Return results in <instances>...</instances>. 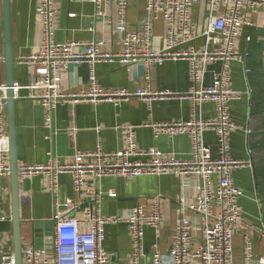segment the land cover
I'll return each mask as SVG.
<instances>
[{"label":"crops","instance_id":"obj_1","mask_svg":"<svg viewBox=\"0 0 264 264\" xmlns=\"http://www.w3.org/2000/svg\"><path fill=\"white\" fill-rule=\"evenodd\" d=\"M38 0H10V35L13 56L14 121L16 156L18 165H42L49 156L69 163L77 151L93 150L97 143L104 151H116L126 145V129H134L139 149L157 148L179 158L189 156L191 140L187 134L153 136L147 124L172 120H189L191 104L187 93L191 87L189 62L186 59H166L161 64L144 67L141 62L122 65L99 62L95 72L99 83L105 88H124L130 96L117 101H61L52 110L50 128L45 127L44 111L38 100L30 96V80L34 77L36 54L42 41V29L36 13ZM231 3L221 4L217 13H224ZM245 21L232 40L236 58L228 63L230 87L237 98L228 105L230 118L239 128L230 134V154L244 165L233 171L235 185L243 195L239 205L243 218L232 239L233 264H244L243 246L249 239L254 258L264 256V73L261 67L263 50L264 5L250 10L242 3ZM53 37L58 42H89L102 40L101 49L108 53L121 50V32L137 29L146 17L144 0H131L127 7L126 22L119 26L116 7H105L104 18L95 17V7L88 0H55ZM190 20L195 32L191 43L198 48L219 50L226 42L219 34L205 31L209 22V6L205 0L190 7ZM249 37V40L246 38ZM218 38V40H217ZM164 22L157 18L153 24L152 45L164 44ZM244 53H248L243 57ZM0 85L5 83L6 71L3 61V15L0 0ZM223 66L221 60L209 63L204 74V84L211 82L213 72ZM145 68V70H144ZM247 69V70H246ZM145 71V73H144ZM89 67L85 63L69 64L61 69V91L64 94L87 88ZM148 90L152 97L140 98L136 89ZM1 94V93H0ZM212 102L202 105L199 117L215 118ZM7 118V111H6ZM6 118L3 120L6 125ZM250 129V132L246 130ZM203 141L217 154L216 136L212 130L203 134ZM248 150H251L249 153ZM195 179L183 189L178 177L172 174L141 175L135 178L104 176L99 179L87 177L79 192H74L69 171L59 173L51 187L48 176L40 173L29 178H19L20 241L21 252L28 245L52 248V216L55 202L59 207L65 201L76 207L69 213L81 229H87L84 211L90 206L98 208L102 216H126L133 207L141 205L152 209L158 198L162 223L159 229L146 228L143 237L144 256L141 264H150V257L158 249L164 264L170 262L171 235L179 216L177 198L184 191L193 193ZM111 191V193H109ZM216 212L217 209L214 208ZM191 222H199L197 216L184 212ZM104 250L114 263L130 264L131 239L124 222L107 223L104 226ZM199 232H194L197 235ZM0 250L13 252L10 181L9 175L0 179Z\"/></svg>","mask_w":264,"mask_h":264},{"label":"built area","instance_id":"obj_2","mask_svg":"<svg viewBox=\"0 0 264 264\" xmlns=\"http://www.w3.org/2000/svg\"><path fill=\"white\" fill-rule=\"evenodd\" d=\"M95 7V17L104 18L105 7H116V21L119 26L126 22V12L131 0H88ZM200 0H144L146 17L137 29H124L121 32V50L108 53L101 49L103 41L58 42L54 39L53 19L55 0H38L36 13L42 29V41L32 56L35 63L33 78L30 80V96L38 100L44 111L45 127L50 128L52 110L61 101H117L131 95L124 88H105L97 78L95 66L99 62H118L122 65L141 62L144 67L161 64L166 59H186L189 62L191 87L187 98L191 104L189 120H172L147 124L153 136L187 134L191 140L189 156L179 158L172 153H164L153 147L139 149L134 129H126V145L116 151H104L97 143L90 151H77L69 163L60 162L49 156L42 165H18V177L29 178L35 174H46L51 187L56 176L69 171L74 192H79L87 177L101 178L119 176L135 178L141 175L172 174L179 178L185 189L194 178L191 195L182 192L176 202L179 216L171 235L168 264H233L232 239L242 218L243 210L239 198L243 192L233 180V171L244 163L230 154V134L239 126L230 118L228 105L237 96L230 87L228 63L236 58L232 40L245 24L242 16V3L250 10L264 5V0H205L209 6V22L205 34H219L226 46L219 50L196 48L193 43L195 32L190 20V7ZM230 2L224 13H217L221 4ZM157 18L164 22V44L160 48L152 45L153 24ZM217 38V40H218ZM249 40V37L246 38ZM248 53H244L246 57ZM0 60L2 56L0 55ZM221 60L223 66L213 72L211 82L204 84V74L209 63ZM85 63L89 67L87 88L64 94L61 91V69L69 64ZM261 67L264 73V26ZM145 70V68H144ZM247 70V69H246ZM145 73V71H144ZM5 85H0V179L9 174L8 139L6 125ZM134 95L152 97L148 90L138 88ZM206 102L215 106L216 116L211 120L199 117L201 107ZM212 130L216 136L217 154L204 143L203 134ZM250 132V129L246 130ZM250 153L251 150H248ZM111 193V191L109 192ZM55 202L52 222V248L28 245L21 252V264H123L114 263L104 250V226L107 223L124 222L131 239L130 264H141L144 256L143 237L146 228L159 229L162 223L158 198L152 209L145 210L141 205L131 209L126 216H102L98 208L90 206L84 211L87 229H81L79 220L70 215L76 205L65 201L62 206ZM214 208L217 211H214ZM199 218L191 222L184 212ZM261 235L264 238V224ZM194 232H199L197 235ZM244 264H264V256L254 258L253 246L246 239L243 246ZM0 264H14L12 252L0 250ZM150 264H164L158 249L150 257Z\"/></svg>","mask_w":264,"mask_h":264},{"label":"water","instance_id":"obj_3","mask_svg":"<svg viewBox=\"0 0 264 264\" xmlns=\"http://www.w3.org/2000/svg\"><path fill=\"white\" fill-rule=\"evenodd\" d=\"M3 15V61L6 71L5 79V102L7 111V139H8V164L10 181V206L11 225L13 240L14 264H21V241H20V208H19V177L16 156L15 121H14V81H13V56L10 35V0H2Z\"/></svg>","mask_w":264,"mask_h":264}]
</instances>
